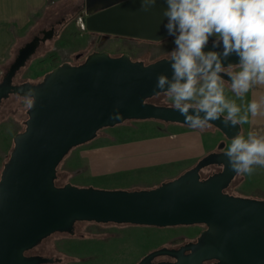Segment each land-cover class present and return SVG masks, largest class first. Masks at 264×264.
<instances>
[{"label": "water", "instance_id": "1", "mask_svg": "<svg viewBox=\"0 0 264 264\" xmlns=\"http://www.w3.org/2000/svg\"><path fill=\"white\" fill-rule=\"evenodd\" d=\"M89 12L81 16L85 29L151 40L168 35L157 0H83ZM54 27L42 28L17 50L0 79V102L10 93L29 98L22 130L0 170V264H42L58 257L27 254L26 250L55 231H72L76 220L175 225L202 222L197 240L179 248L161 246L134 264H264V200L224 191L236 174L223 155L225 142L202 155L192 166L156 186L140 189L56 185V165L72 146L92 139L97 129L125 119H156L185 124L171 105L150 102L163 92L155 87L158 74L171 77L165 57L144 63L126 52L111 55L93 50L78 64L62 61L37 82L13 83ZM216 50L212 41L204 49ZM224 66L238 63L231 55ZM221 76L229 81L226 73ZM118 116V118H116ZM209 124L224 137L239 134L241 125ZM187 125V124H185ZM220 169L205 176L201 169ZM184 249H189L184 252ZM174 260H157L158 255Z\"/></svg>", "mask_w": 264, "mask_h": 264}, {"label": "rangeland", "instance_id": "2", "mask_svg": "<svg viewBox=\"0 0 264 264\" xmlns=\"http://www.w3.org/2000/svg\"><path fill=\"white\" fill-rule=\"evenodd\" d=\"M80 4L82 6H79ZM83 6V0H69L67 6L58 9V15L49 17L50 20L40 29L52 25L54 27L53 35L38 44L35 51L26 59L25 64L13 75V83L25 80L37 82L45 72L62 60L73 61L76 52H81V55L85 56L94 47L92 33L85 29L80 19L79 11L83 9ZM40 29L30 33V36L28 34L23 38L16 39L9 60L0 69V79L15 57L18 48ZM174 47L173 40L168 38L148 41L109 34L104 40V48L111 54L118 55L121 52H128L132 58H139L144 63L152 61L160 55H167ZM225 94L229 99H235L241 105L242 111L246 108V95L243 100L235 97L229 89L228 82H225ZM147 100L156 104L171 105L170 98L164 92L152 95ZM28 101L27 97L10 93L0 102V170L12 148L13 134L24 127ZM179 124L181 123L149 118L125 119L115 125L103 126L97 129L92 139L72 146L64 153L56 165L54 183L62 185L65 182H71L78 186L89 185L121 189L156 186L161 181L177 174L182 164L180 162L165 163L114 172L109 175H98V169H94L97 164L95 162L98 161L97 150L117 140L134 139L163 131L175 133L177 128H180ZM239 134L246 136L245 124L241 125ZM231 139L224 135L220 136L213 145V150L221 141L225 142L224 149H227ZM88 153H92L94 161L89 160ZM219 169L220 166L215 164L208 165L201 169V175L205 176ZM224 191L264 200V167L254 166V171L250 175L236 173ZM196 228L198 225L156 226L77 221L74 235L53 232L27 250V253L60 258L57 261L42 264H131L148 250L161 245L168 246L172 239L179 234L195 231ZM79 235L80 237H77ZM107 240L113 243L111 247L106 252L100 250L98 247Z\"/></svg>", "mask_w": 264, "mask_h": 264}, {"label": "clouds", "instance_id": "3", "mask_svg": "<svg viewBox=\"0 0 264 264\" xmlns=\"http://www.w3.org/2000/svg\"><path fill=\"white\" fill-rule=\"evenodd\" d=\"M157 0H152L155 5ZM161 18L175 47L165 59L171 77L158 74L155 87L171 100V107L192 129L210 122L240 126L257 116L264 101L250 100L242 111L225 94V80L235 97L243 100L257 85H264V0H161ZM210 38L219 51H205ZM238 63L224 67L231 55ZM118 118V116L116 117ZM223 155L238 174H252L264 167V135L237 134Z\"/></svg>", "mask_w": 264, "mask_h": 264}, {"label": "crops", "instance_id": "4", "mask_svg": "<svg viewBox=\"0 0 264 264\" xmlns=\"http://www.w3.org/2000/svg\"><path fill=\"white\" fill-rule=\"evenodd\" d=\"M68 2L69 0H0V69L9 60L16 39L28 34L30 36V33L40 29L50 20L49 17L58 15V9L67 6ZM246 100L247 103L250 100L264 101V85L254 87L246 94ZM179 127L175 133L163 131L106 144L104 148L97 150L98 161L93 167L98 169V175H109L133 168L180 162L182 165L177 173L179 174L202 155L213 150V145L223 135L211 124L203 130L192 129L185 124H179ZM245 129L246 135L249 131L264 135V108L257 116H250ZM91 154L88 153L89 160L94 159Z\"/></svg>", "mask_w": 264, "mask_h": 264}, {"label": "flooded vegetation", "instance_id": "5", "mask_svg": "<svg viewBox=\"0 0 264 264\" xmlns=\"http://www.w3.org/2000/svg\"><path fill=\"white\" fill-rule=\"evenodd\" d=\"M83 7H85V6H83ZM52 26V25H51ZM88 31H90V30H88ZM91 33H92V40H93V44H94V47L93 48H91V50H89L86 54H85V56L89 53V52H91V51H93V50H106L109 54H111L110 53V51H108L107 49H105L104 48V40L106 39V37H108L109 36V34H107V33H102V32H95V31H90ZM113 35H116V34H113ZM117 36H122V35H117ZM122 37H130V36H122ZM131 38H136V39H138L137 37H131ZM165 38H168L169 40H173L174 38L173 37H170V36H167V37H165ZM165 38H163V39H165ZM141 39H144V38H141ZM163 39H160V40H163ZM212 39L213 38H210V40L209 41H212ZM145 40H148V41H159V40H151V39H145ZM121 53H123V52H121ZM121 53H119V54H121ZM128 55H129V57L132 59V60H141V59H139V58H132L131 56H130V54L128 53V52H126ZM118 54V55H119ZM111 55H117V54H111ZM83 55H81V52H76L75 53V55H74V60L73 61H69V60H62V61H68V62H70V63H72V64H78V63H81L83 60H84V58H85V56H83V58L82 59H80L81 57H82ZM163 56H166V55H160L159 57H163ZM158 57V58H159ZM61 61V62H62ZM141 61H143V60H141ZM144 62V61H143ZM224 67H228V66H224ZM225 80V79H224ZM225 82H228L229 83V81H227V80H225ZM223 149H224V147H223ZM215 150H217V148L215 149ZM77 221H93V220H76L75 222H74V224H73V229H72V231H57V232H63V233H67V234H69V235H74V233H75V224H76V222ZM94 222H96V221H94ZM108 222H111V221H108ZM101 223H107V222H101ZM112 223H116V222H112ZM119 224V223H118ZM127 224H132V223H127ZM133 225V224H132ZM135 225H137V224H135ZM139 225H142V224H139ZM175 225H185V226H187V225H198V228H196V230L195 231H192V232H185V233H182V234H179L178 236H176V238H174V239H172V242H171V244L170 245H168L169 246V248H179V247H181V246H183V245H186L187 243H192V242H195L196 240H197V238H198V236H199V234L201 233V231L202 230H204L205 228H206V225L204 224V223H202V222H199V223H190V224H175ZM166 226V225H165ZM56 232V231H55ZM53 233V232H52ZM50 235V234H49ZM47 237V236H46ZM77 237H80V235L79 236H77ZM45 238V237H44ZM43 239V238H42ZM41 239V240H42ZM40 240V241H41ZM39 241V242H40ZM38 242V243H39ZM107 242H109V244H107ZM37 243V244H38ZM36 244V245H37ZM111 244H113L110 240H107V241H104V242H102L101 243V246L100 247H98L100 250H103V251H107V249L108 248H110L111 247ZM35 246V245H34ZM161 246H164V245H161ZM160 246V247H161ZM168 246H166V247H168ZM32 248V247H31ZM156 248H158V247H156ZM154 249V248H153ZM29 250V249H28ZM150 250H152V249H150ZM150 250H148V251H150ZM147 251V252H148ZM189 251V249H184V252H188ZM147 252H145L144 254H146ZM26 253H27V250H26ZM27 254H29V253H27ZM32 254V253H31ZM33 254H36V253H33ZM144 254H142L138 259H140ZM137 259V260H138ZM137 260H135L134 262H132L131 264H134ZM153 260L154 261H157V260H174V258L172 257V256H169V255H166V254H164V255H158V256H155L154 258H153ZM57 261V260H56ZM216 261V259L215 258H211V259H204L202 262L204 263V264H210V263H213V262H215Z\"/></svg>", "mask_w": 264, "mask_h": 264}, {"label": "built area", "instance_id": "6", "mask_svg": "<svg viewBox=\"0 0 264 264\" xmlns=\"http://www.w3.org/2000/svg\"><path fill=\"white\" fill-rule=\"evenodd\" d=\"M87 12H89V9L86 6L83 7V9L79 11L80 18L82 15L86 14Z\"/></svg>", "mask_w": 264, "mask_h": 264}, {"label": "trees", "instance_id": "7", "mask_svg": "<svg viewBox=\"0 0 264 264\" xmlns=\"http://www.w3.org/2000/svg\"><path fill=\"white\" fill-rule=\"evenodd\" d=\"M79 6H82L81 4Z\"/></svg>", "mask_w": 264, "mask_h": 264}]
</instances>
